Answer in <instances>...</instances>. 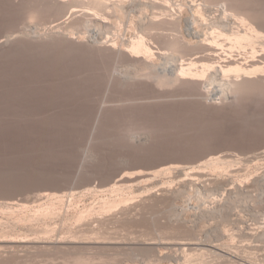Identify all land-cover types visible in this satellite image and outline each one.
<instances>
[{"label": "rangeland", "instance_id": "1", "mask_svg": "<svg viewBox=\"0 0 264 264\" xmlns=\"http://www.w3.org/2000/svg\"><path fill=\"white\" fill-rule=\"evenodd\" d=\"M200 263L264 264V0H0V264Z\"/></svg>", "mask_w": 264, "mask_h": 264}, {"label": "bare ground", "instance_id": "2", "mask_svg": "<svg viewBox=\"0 0 264 264\" xmlns=\"http://www.w3.org/2000/svg\"><path fill=\"white\" fill-rule=\"evenodd\" d=\"M160 1H161V0H160ZM165 1H166V0H165ZM154 2H155V1H154ZM154 2H153V3H154ZM150 3H151V2H150ZM164 3H165V2H164ZM166 3H167V2H166ZM166 3H165V4H166ZM162 4H163V3H162ZM168 4H169V3H167V5H168ZM155 6H157V4H156ZM159 7H161V4H160ZM164 7H165V6L162 5V8H164ZM166 7H169V5L166 6ZM166 7H165L164 9H166ZM76 8H77V7H76ZM128 8H129V7H128ZM139 8H140V7H139ZM144 8L146 9V6H145ZM79 9H80V8H79ZM111 9H112V8H111ZM73 11H74V10H73ZM124 11H126V10H124ZM141 11H142V10H141ZM75 12H77V11H75ZM75 12H73V13H75ZM112 12H113V11H112ZM114 13H115V12H114ZM126 13H127V12H126ZM160 16H161V15H160ZM161 17H162V16H161ZM181 19H182V18H181ZM218 19H219V21H220V18H218ZM218 19H217V20H218ZM170 20H171V19H170ZM160 21H161V19H160ZM162 21H163V20H162ZM183 21L185 22V24H186L187 26H191V27H192L190 21H187V22H186L185 20H183ZM169 22H170V21H169ZM172 22H173V21H172ZM172 22H171V23H172ZM179 22L181 23L180 26H182V22H181L180 20H179ZM156 25H158V24H156ZM186 25H185V26H186ZM185 26L183 25V27H185ZM57 27H58V26H57ZM183 27H182V28H183ZM188 28H189V27H188ZM191 30L194 31L192 28H191ZM189 32H191V31L189 30ZM188 36H189V37L191 36L192 39H196V40H198V38H200V37H202V36H205V35H204V32H203V31H201V30H196L193 34H191V35L189 34ZM202 38H203V37H202ZM200 39H201V38H200ZM132 43H133V42H132ZM251 71H252V70H251ZM186 245H187V244H186ZM179 246H180V245H179ZM190 246H191V245H190ZM181 247H182V246H181ZM200 264H201V263H200Z\"/></svg>", "mask_w": 264, "mask_h": 264}]
</instances>
